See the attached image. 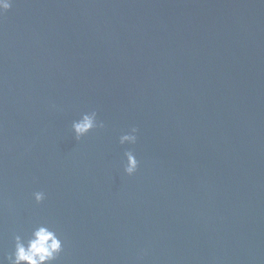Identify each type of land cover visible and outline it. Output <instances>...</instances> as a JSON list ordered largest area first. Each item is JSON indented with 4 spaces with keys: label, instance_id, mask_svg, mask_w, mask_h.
<instances>
[{
    "label": "water",
    "instance_id": "water-1",
    "mask_svg": "<svg viewBox=\"0 0 264 264\" xmlns=\"http://www.w3.org/2000/svg\"><path fill=\"white\" fill-rule=\"evenodd\" d=\"M41 224L55 264H264V0H12L0 258Z\"/></svg>",
    "mask_w": 264,
    "mask_h": 264
},
{
    "label": "clouds",
    "instance_id": "clouds-1",
    "mask_svg": "<svg viewBox=\"0 0 264 264\" xmlns=\"http://www.w3.org/2000/svg\"><path fill=\"white\" fill-rule=\"evenodd\" d=\"M12 6V0H0V16L8 12ZM104 125L98 122L97 113H84L79 120L72 123V132L78 140L88 135L94 129ZM137 141V129L132 128L129 133L120 137V145H134ZM126 164L124 172L128 176L136 173L138 161L132 151L124 153ZM43 192L34 194L35 201L39 204L44 200ZM63 251V242L56 231L47 225H39L34 228L27 239H22L20 235L14 237V248L10 255L0 258V264H55Z\"/></svg>",
    "mask_w": 264,
    "mask_h": 264
}]
</instances>
